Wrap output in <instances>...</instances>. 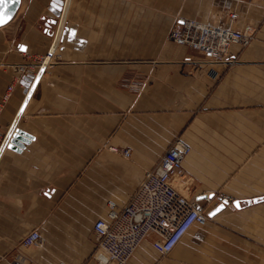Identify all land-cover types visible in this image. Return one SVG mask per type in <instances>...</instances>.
Returning a JSON list of instances; mask_svg holds the SVG:
<instances>
[{
    "label": "crops",
    "instance_id": "crops-1",
    "mask_svg": "<svg viewBox=\"0 0 264 264\" xmlns=\"http://www.w3.org/2000/svg\"><path fill=\"white\" fill-rule=\"evenodd\" d=\"M66 1L22 0L0 28V102L14 85L0 112V264H99L108 202L124 205L178 140L191 153L174 185L209 221L166 258L146 240L129 264H264V0H71L61 26ZM230 12L256 31L232 65L169 40L179 18L230 25ZM33 231L41 245L23 247Z\"/></svg>",
    "mask_w": 264,
    "mask_h": 264
},
{
    "label": "built area",
    "instance_id": "built-area-1",
    "mask_svg": "<svg viewBox=\"0 0 264 264\" xmlns=\"http://www.w3.org/2000/svg\"><path fill=\"white\" fill-rule=\"evenodd\" d=\"M255 1V0H252ZM230 25L202 22L194 19L176 20L169 40L178 46L186 47L214 63L234 64L230 57L231 48L239 45L248 47L255 39V30L246 26L234 27L240 17L235 12L228 15ZM14 85L8 87L0 102L3 105L10 99ZM109 150L123 158H129L128 149L109 147ZM191 148L178 140L172 144L159 164L147 171L137 189L128 201L118 206L109 201L106 218H101L94 225L98 238L95 259L99 264H129L137 250L148 239H152L154 248L163 256L169 255L196 225L206 226L209 217L198 200H193L180 193L174 182L183 175V164L190 155ZM213 197L206 196L205 202L211 203ZM222 204H229L230 199L222 197ZM41 236L33 231L22 241L26 248L39 247ZM12 264H30L17 254ZM57 264H67L59 261Z\"/></svg>",
    "mask_w": 264,
    "mask_h": 264
},
{
    "label": "water",
    "instance_id": "water-1",
    "mask_svg": "<svg viewBox=\"0 0 264 264\" xmlns=\"http://www.w3.org/2000/svg\"><path fill=\"white\" fill-rule=\"evenodd\" d=\"M0 3L4 4V6L2 8H0V15L10 17L8 22L4 25V26H6L16 17L17 13L20 10L22 0H19L18 3H16L15 0H0ZM0 28H2V27H0ZM57 38H58V35H57ZM57 40L58 39H56V41ZM50 56H51V53L48 57H50ZM45 68H46V65L44 63V64H42L41 72H43L45 70ZM28 142H29L28 135H26L21 130H16L15 133L13 134V141L11 142V144L14 146H17L18 148H23L24 144H26ZM218 209H220V210L217 211ZM223 209H224V206L222 205L221 207H218L217 209H215L212 213L217 214L218 212H220ZM212 213L210 214V217L214 216V215H212Z\"/></svg>",
    "mask_w": 264,
    "mask_h": 264
},
{
    "label": "bare ground",
    "instance_id": "bare-ground-1",
    "mask_svg": "<svg viewBox=\"0 0 264 264\" xmlns=\"http://www.w3.org/2000/svg\"><path fill=\"white\" fill-rule=\"evenodd\" d=\"M70 2H71V0H67V1H66V6H65V10L63 11V17H62V23H61V26L63 25V23H64V21H65V18H66V16H67V13H68L67 10H68V7H69V5H70ZM13 20H14V19H13ZM13 20H12V21H13ZM12 21H11V22H12ZM11 22H10V23H11ZM10 23H9V24H10ZM4 27H5V26H4ZM60 29H61V27H60ZM60 32H61V30H59V33H58V38H57L58 40H59V37H60ZM58 40L54 43V46H53L52 52L57 48V46H58V45H57V44H58ZM49 62H50V57L47 58V60H46V62H45V65H47Z\"/></svg>",
    "mask_w": 264,
    "mask_h": 264
},
{
    "label": "snow or ice",
    "instance_id": "snow-or-ice-1",
    "mask_svg": "<svg viewBox=\"0 0 264 264\" xmlns=\"http://www.w3.org/2000/svg\"><path fill=\"white\" fill-rule=\"evenodd\" d=\"M16 3L19 2V0H15ZM4 6L3 3H0V8H2ZM10 19L9 16H2L0 15V27H3L7 22L8 20ZM26 49L22 46L21 47V51H25ZM21 111H23V109H21ZM47 195V194H46ZM236 207L238 208L239 207V204L236 205ZM220 209H218L217 211H219ZM216 213H212V215H215Z\"/></svg>",
    "mask_w": 264,
    "mask_h": 264
},
{
    "label": "rangeland",
    "instance_id": "rangeland-1",
    "mask_svg": "<svg viewBox=\"0 0 264 264\" xmlns=\"http://www.w3.org/2000/svg\"><path fill=\"white\" fill-rule=\"evenodd\" d=\"M255 33H256V31H255ZM162 257L166 258V257H168V255H167V256H163V255H162Z\"/></svg>",
    "mask_w": 264,
    "mask_h": 264
}]
</instances>
